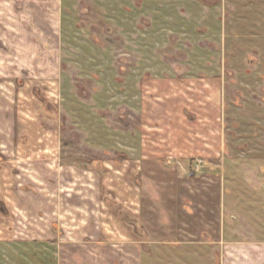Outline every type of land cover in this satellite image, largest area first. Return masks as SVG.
Instances as JSON below:
<instances>
[{
	"label": "rangeland",
	"instance_id": "obj_1",
	"mask_svg": "<svg viewBox=\"0 0 264 264\" xmlns=\"http://www.w3.org/2000/svg\"><path fill=\"white\" fill-rule=\"evenodd\" d=\"M253 241L264 0H0V264L43 242L231 264Z\"/></svg>",
	"mask_w": 264,
	"mask_h": 264
},
{
	"label": "crops",
	"instance_id": "obj_2",
	"mask_svg": "<svg viewBox=\"0 0 264 264\" xmlns=\"http://www.w3.org/2000/svg\"><path fill=\"white\" fill-rule=\"evenodd\" d=\"M236 245L238 246L231 247V252L226 253L228 258L233 260L231 264H264V242L259 243L253 241L247 243V246L246 244L239 243ZM36 247L39 248L36 249ZM84 247H82V249H70V252L74 253L75 257H78L76 259H79L75 264H104L103 258L106 257L105 255L107 252L109 254L112 253L108 249L105 250L104 247H97V245H86ZM25 248L29 250L28 252L33 260V264H64L63 254L69 251V249L65 248L60 243L51 244L48 242L25 245ZM36 255H38L39 258H37ZM19 263L29 264L26 261L20 262V260Z\"/></svg>",
	"mask_w": 264,
	"mask_h": 264
}]
</instances>
